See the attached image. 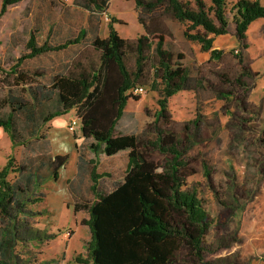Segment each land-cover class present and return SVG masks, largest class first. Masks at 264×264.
Segmentation results:
<instances>
[{
  "label": "rangeland",
  "instance_id": "rangeland-1",
  "mask_svg": "<svg viewBox=\"0 0 264 264\" xmlns=\"http://www.w3.org/2000/svg\"><path fill=\"white\" fill-rule=\"evenodd\" d=\"M183 1L195 6V0ZM236 1L229 0V8ZM204 2L211 5V0ZM261 3L264 5V0ZM1 4L2 0L0 7ZM87 4V0H23L11 6L0 20V117H8L11 105L7 100L12 105H17L19 100L29 105L31 100L35 101L17 118L21 146L12 150L9 135L5 132L0 137V167L14 157V168H23L9 175V181L21 189L17 198L23 206L14 213L17 215L14 226L23 240L16 246L19 264H84L76 258L87 257L91 233L88 226L76 224L78 213L74 206L69 202L70 208L64 210L59 223L55 221L56 210L47 200L48 192L58 182L53 176L52 164L48 167L46 162L50 135L56 136L54 157L60 154L58 148L63 142L65 153L70 154L61 169L70 163L74 151L73 146L66 143L67 139H75V136L73 133L65 135L59 124L60 117L48 122L44 118L59 107L51 88L53 74L60 71L72 55L88 68L91 64L98 65L99 53L88 45L72 46L65 52L26 60L21 68L29 74L28 82L17 84L18 69L7 76L25 51L32 33L37 41H65L76 37L83 29L86 34L82 41H93L95 37H107L108 24L113 17L120 22L114 26L122 38L132 41L144 33L133 1L110 0L105 13ZM142 15L149 16L146 11ZM163 22L173 35L174 52L185 55L183 65L189 78L186 89L169 99L174 122L167 128L176 135L184 159L197 172L189 178L188 186L200 189L211 220L210 233L204 240L203 261L196 263L239 264L250 258H262L264 103H260L264 99V18L253 22L247 32L250 46L245 65L250 68V77H246L238 60L230 54L237 46L232 26L229 34L217 38L214 44L216 49L225 51L224 58L212 60L210 52L203 51L200 43L184 36L186 24L169 16ZM126 61L129 68L135 70L136 55L132 50H128ZM75 63L74 60L72 66ZM153 72L154 62L149 60L147 82L139 86L144 92L129 100L117 125L119 133L136 134L145 142L157 139L154 122L160 109L158 100L162 99L159 90L150 88ZM75 113L71 110L67 117ZM152 155L162 164L168 160L157 150H153ZM114 160L121 165L120 158L102 159L101 168L110 169ZM124 174L113 170L100 182L101 189L113 190L123 181ZM84 212L87 213L81 211L79 218L84 217ZM231 216L237 217L232 219ZM182 256V264H191L185 252ZM250 264H264V261L256 259Z\"/></svg>",
  "mask_w": 264,
  "mask_h": 264
},
{
  "label": "trees",
  "instance_id": "trees-1",
  "mask_svg": "<svg viewBox=\"0 0 264 264\" xmlns=\"http://www.w3.org/2000/svg\"><path fill=\"white\" fill-rule=\"evenodd\" d=\"M21 1L2 0L0 20L11 6ZM109 1L87 0V3L102 13L107 11ZM130 1L135 3L144 33L132 41L122 38L114 26L119 21L113 17L108 24L107 37H95L90 45L99 53L98 65L91 64L88 68L75 60L65 74L56 75L51 81L59 107L47 113L45 122L75 110L81 119L83 136L94 141L92 149L96 155L101 152L111 157L128 151L126 174L116 188L103 191L100 180L109 175L99 174L94 166L91 169L94 201H75L73 205L75 213L88 212L89 218L83 219L81 224L88 226L91 233L86 259H76L84 264H182L185 252L191 264L199 263L203 261L204 240L210 233L211 220L200 189L188 186L189 178L197 172L184 159L176 135L167 128L174 122L169 99L186 89L189 78L183 65L185 55L174 52L173 35L163 21L169 16L186 24L184 36L200 43L203 51L210 52L212 60L224 58L225 51L216 49L214 44L217 38L228 35L232 26L237 46L230 54L238 60L246 77H250V68L245 65L250 46L247 32L253 22L264 18V5L261 0H238L231 8L229 0H211L210 6L204 0H195L194 7L183 0ZM145 11L149 14L147 18L142 15ZM85 34L81 30L77 37L51 45L39 44L32 33L25 51L7 76L18 69L17 84L28 82L29 74L21 68L26 60L65 50L80 43ZM128 50L136 55L135 70L127 64ZM149 60L154 62L150 88L159 90L162 95L154 122L157 133L154 142H145L136 134H121L117 130L129 100L138 98L130 91L147 82ZM7 103L11 108L7 118L0 117V127L14 146H21L17 118L35 101L31 100L30 105L23 100L17 101V105L8 100ZM263 103L264 99L260 104ZM153 150L168 157L165 164L153 157ZM67 160L68 155H59L52 161L51 170L56 180L58 170ZM14 162L15 158L10 157L0 169V264H19L16 246L23 242L14 226L17 218L14 213L23 209L17 198L21 189L9 181L11 172L23 168H14ZM209 173L207 171V176ZM252 259L239 264H249Z\"/></svg>",
  "mask_w": 264,
  "mask_h": 264
},
{
  "label": "crops",
  "instance_id": "crops-1",
  "mask_svg": "<svg viewBox=\"0 0 264 264\" xmlns=\"http://www.w3.org/2000/svg\"><path fill=\"white\" fill-rule=\"evenodd\" d=\"M102 13H105V12H102ZM81 30H83V29H81ZM80 31H79V33H80ZM79 33H78V35H79ZM73 38H75V37H73ZM68 39H72V38H68ZM66 40L65 41H38V43L43 44L44 42H48L51 45H59V44L66 42ZM91 43H92V41H81L78 44H74V45L69 46L65 50H62L59 52H50V53L65 52V51L69 50L72 46L73 47L77 46V47L82 48L86 45L90 46ZM47 54H49V53H47ZM44 55H46V54H44ZM41 56H43V55H41ZM41 56H39V57H41ZM76 58H77L76 55L70 56L69 59H67V63L65 64V66H63V68L60 71L55 72L53 74L52 78L55 77L56 75L65 74L69 70L71 63L74 60H76ZM51 81H52V79H51ZM68 115L69 114L67 113L63 116H60V121H59V124L62 125V129L64 130L65 135L71 134V132H69V130H68V124L70 122V119L74 117V115H70V117H67ZM75 115H76V113H75ZM4 133H5L4 129L0 127V137L4 136ZM73 134L75 136V139H67V142H66L67 144L70 143L73 146L74 151H73V154L71 156V161H70V163H68V165L66 167H64L62 169L60 168L58 170V178H57L58 182L53 185V190L52 191L50 190L48 192V196H47L48 197L47 200H48L50 206H52V208L54 210H56V212H57V215H56L57 217H56L55 221L56 222L58 221L59 223L62 220L64 210L70 208L67 206L69 204V202L72 205H74L75 201H84V200L94 201V195L91 192V186H92L91 169L94 166H97V171L99 174H109V173H112L113 170L114 171L120 170L121 172L126 174L127 165H128V161H129L128 160V151H122V152H120L114 156H111V157H108L101 152H99V154L96 155L92 149V144L94 141L92 139H86L83 136L82 129L77 128V130ZM55 139H56L55 135H53V136L50 135L49 144L46 145V156H47L46 162H47L48 167L51 166L52 161L55 158L54 157L55 153H56L55 152V145H54ZM10 141H11L12 150L13 149L16 150L19 148V146L13 145L11 138H10ZM64 143L65 142H63L62 144L59 145L58 152H60V154H58V156L59 155H61V156L70 155L69 153H65V151H64L65 144ZM0 150H1V148H0ZM10 155H7V157L9 158ZM98 158L101 160L100 162H98V160H97ZM111 158H114V159L120 158L121 165L117 162V160H114V162H113L114 164H113V166H110L111 167L110 169L101 168V166L103 167L102 159L108 160ZM7 161L4 163V166L7 163ZM3 167H0V169ZM66 169H68V171H66ZM106 177L101 178L100 182L102 180L106 179ZM55 190H57L56 193H55ZM80 214H81V212H78V215H76V218H78V220L76 222L77 225L81 224V221L83 219L89 218L88 212L82 213V214H84L83 218H79ZM82 226L86 227V225H82ZM65 236H68V234H65Z\"/></svg>",
  "mask_w": 264,
  "mask_h": 264
},
{
  "label": "built area",
  "instance_id": "built-area-1",
  "mask_svg": "<svg viewBox=\"0 0 264 264\" xmlns=\"http://www.w3.org/2000/svg\"><path fill=\"white\" fill-rule=\"evenodd\" d=\"M143 92H144L143 87H136V88H134V89H132L130 91V93L132 95L141 94ZM79 125H81V119L76 114L73 118L70 119V122L68 124V130H69V132L74 133L77 130V128H78Z\"/></svg>",
  "mask_w": 264,
  "mask_h": 264
},
{
  "label": "flooded vegetation",
  "instance_id": "flooded-vegetation-1",
  "mask_svg": "<svg viewBox=\"0 0 264 264\" xmlns=\"http://www.w3.org/2000/svg\"><path fill=\"white\" fill-rule=\"evenodd\" d=\"M256 259H258V260H260V259H262L263 261H264V257H262V258H253L251 261H250V263H252L254 260H256ZM249 263V264H250Z\"/></svg>",
  "mask_w": 264,
  "mask_h": 264
}]
</instances>
